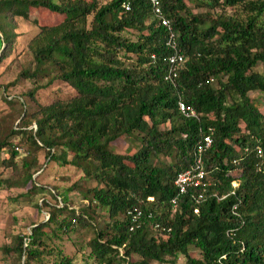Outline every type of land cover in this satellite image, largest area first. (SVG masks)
Segmentation results:
<instances>
[{"label":"trees","instance_id":"1","mask_svg":"<svg viewBox=\"0 0 264 264\" xmlns=\"http://www.w3.org/2000/svg\"><path fill=\"white\" fill-rule=\"evenodd\" d=\"M192 1L207 10L194 12ZM31 7L63 17L28 40L32 67L19 74L32 82L26 95L54 80L74 93L39 104L29 115L34 127L21 113L0 151L12 162L21 143L12 135H20L31 151L44 150L47 160L73 166L95 185L67 188L79 191L84 208L61 199L28 233L11 236L17 260L43 264L48 256L46 264H75L78 249L69 255L53 242L86 225L96 206L107 221L88 240L85 260L95 264H176L179 255L186 264H264V159L255 155L257 147L264 152V72L257 69L264 67V0H161L175 49L165 46L166 28L147 0H0V58L12 47L13 18L26 19ZM226 7L234 13L225 14ZM132 30L134 39L127 36ZM176 49L183 60L172 84L164 79L166 56ZM253 91L262 94L263 107ZM178 98L196 116L182 115ZM203 135L211 141L203 153L210 182L195 201L200 190L179 193L174 179L193 162ZM129 137L134 151H112L113 141ZM35 162L34 154L20 164L25 193L46 190L31 179ZM133 210L140 216L129 230Z\"/></svg>","mask_w":264,"mask_h":264},{"label":"rangeland","instance_id":"2","mask_svg":"<svg viewBox=\"0 0 264 264\" xmlns=\"http://www.w3.org/2000/svg\"><path fill=\"white\" fill-rule=\"evenodd\" d=\"M83 1L90 2L91 0ZM97 1L101 4L108 0ZM188 6L194 12L207 10L203 6H198L194 1ZM234 10L235 8L226 7L223 12L231 14L234 13ZM215 11L219 12L220 10L215 9ZM62 17V15L51 13L43 7H31L26 19L13 18L12 32L15 37L10 44L12 47L4 57L0 58V139L4 138L10 129L17 130L19 128L21 113L26 112L23 121L30 120L28 127H34V121L29 115L35 111L39 104H48L57 99L67 98L74 93L73 89L66 83L54 80L47 86L36 90L33 97L30 98L26 95V91L31 87L32 82L30 79H24L19 76L21 71L32 67V57L27 47L28 40L38 31L40 26L55 24ZM131 33L123 32V35L128 34L127 36L130 39H134V30ZM2 44L0 41V48ZM3 46L5 48V44ZM257 69L264 72V67L261 64H258ZM213 83H215L214 80ZM250 96L254 100L258 98L259 102H255L256 105L263 107L262 101H260L262 97L260 92L253 91ZM12 136V143H18V139H21V143L18 144V150H15L17 155L12 162L8 163L7 159L5 160L4 157L8 154L4 150L0 151V179L2 180H0V264H22L21 259L17 260V256L11 250L10 238L18 232L28 233L33 223L41 219L45 220L48 216L50 205L60 206V202H64L73 209L84 208L86 200L82 198L76 188L67 190L70 185L74 183L83 189L95 185V181L91 176L83 179L80 170L75 169L71 165L58 166L53 161L45 158L44 150L31 151L29 144L20 135ZM135 144V140L130 137L120 138L113 141L111 147L112 151L118 153L123 152L128 146V152H132L136 149ZM34 154L36 155V162L29 169V172H32L31 179L46 190H37L36 193L30 194L25 193L29 183L27 182L25 185H20L19 183L23 174L20 164L22 158L30 161ZM157 158L163 160V155L159 154ZM4 179H7L8 182ZM16 183L19 184L17 185ZM49 189L54 193V197L48 193L47 190ZM58 192H62V196H58L56 194ZM44 201L47 205L42 204ZM92 208L96 212L87 211L89 221H87L86 225L77 224L74 231H69L67 235H62L61 240L55 239L53 242L63 251L68 252L69 255L74 254L71 253L73 248L78 249L76 260L74 261L75 264H82L83 261V264H95L93 260H85L88 240L95 235L97 230L106 225L107 217L103 210L98 209L96 206H92ZM5 245L9 250L3 252L2 247ZM82 251L84 260L80 257ZM195 253L192 252V254ZM43 259L45 260L43 264L50 261L48 256H44ZM175 263L186 264L185 258L179 255Z\"/></svg>","mask_w":264,"mask_h":264},{"label":"built area","instance_id":"3","mask_svg":"<svg viewBox=\"0 0 264 264\" xmlns=\"http://www.w3.org/2000/svg\"><path fill=\"white\" fill-rule=\"evenodd\" d=\"M153 10V14L158 17L159 23L161 26L166 28L167 36L165 39V46L167 48L175 49L177 46V43L175 41L174 32L172 31V28L170 26V23L166 17L162 15L160 4L161 0H147ZM124 9L128 8L127 4H123ZM153 58V55H151ZM183 60L182 53L179 52V50H175L174 53L168 54L166 56V62H167V68L166 73L164 75V79L168 80L170 83L175 84V78L177 75V68L179 67L180 63ZM176 107L177 110L184 116H196V113L190 107L189 105L185 104L181 99L176 100ZM211 141L210 137L208 135H203L201 139L196 143L193 151V162L184 170L180 171L175 179H174V185L177 188L179 193H184L188 189L196 188V190H200L199 193L192 196V199L195 201H198L203 196V191L205 187L208 186L209 180L207 179V173L204 170V164H203V153L204 151L209 147ZM255 155L258 158L264 159V152L260 147L255 148ZM231 185L233 187H236L237 183L236 181H231ZM230 193H233L230 191ZM151 199L150 197H148ZM173 205H175V199H172L171 201ZM127 211L128 214H130V221L131 225L129 226V230H131L133 227H136L138 225V219L140 216V212L138 210ZM194 211H196L194 209ZM230 212L232 214H236V203L232 204L230 207ZM157 227V225H155Z\"/></svg>","mask_w":264,"mask_h":264}]
</instances>
